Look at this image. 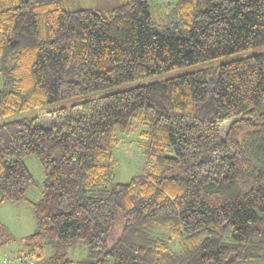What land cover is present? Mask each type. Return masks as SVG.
I'll return each instance as SVG.
<instances>
[{
    "label": "trees",
    "instance_id": "obj_1",
    "mask_svg": "<svg viewBox=\"0 0 264 264\" xmlns=\"http://www.w3.org/2000/svg\"><path fill=\"white\" fill-rule=\"evenodd\" d=\"M173 14L0 0V117L264 44V0H178ZM136 123L146 167L118 182L116 133ZM31 154L44 173L23 237L34 264H72L77 242L78 264L264 261V51L98 96L57 123H0V205L26 199Z\"/></svg>",
    "mask_w": 264,
    "mask_h": 264
},
{
    "label": "rangeland",
    "instance_id": "obj_2",
    "mask_svg": "<svg viewBox=\"0 0 264 264\" xmlns=\"http://www.w3.org/2000/svg\"><path fill=\"white\" fill-rule=\"evenodd\" d=\"M151 13L156 21L166 22L173 20L174 7L178 0H148ZM122 0H65V7L68 9L75 7H92L98 10H106L114 5L121 3ZM264 51V44L253 46L240 52L226 54L216 59L204 61L198 64L183 66L169 71H164L154 75H148L138 81H128L115 86L94 91L85 95L66 98L40 107L28 109L26 111L16 112L11 115L0 117V123L21 118H32L34 124L48 125L57 123L67 116L80 112L85 108L87 101L98 96L127 89L133 85L146 83L149 81L162 80L186 72H194L201 68L214 69L223 62L235 58L245 57ZM214 82L211 81V86ZM225 128V127H224ZM143 129L140 124H135L132 131L128 133L117 132L118 142L113 150L115 157V175L114 179L118 182H124L138 172H142L146 167V157L140 147L139 132ZM241 138V136H240ZM27 168L33 176V184L26 190L25 200L19 202H4L0 205V225L4 227L3 237L0 243V264H26L29 260L24 259L26 246L23 237L32 233L36 227V219L30 202L38 201L42 196V185L44 173L41 164L36 156L31 154L23 158ZM163 237L167 238L168 233L164 230L158 231ZM160 234V235H161ZM169 246L177 250V245L170 239H167ZM49 251V247L45 248ZM67 256L73 261L72 264H78L87 256V247L84 242H77L66 249ZM256 264H264L261 261Z\"/></svg>",
    "mask_w": 264,
    "mask_h": 264
},
{
    "label": "built area",
    "instance_id": "obj_3",
    "mask_svg": "<svg viewBox=\"0 0 264 264\" xmlns=\"http://www.w3.org/2000/svg\"><path fill=\"white\" fill-rule=\"evenodd\" d=\"M27 264H34V262H32V261H29Z\"/></svg>",
    "mask_w": 264,
    "mask_h": 264
}]
</instances>
